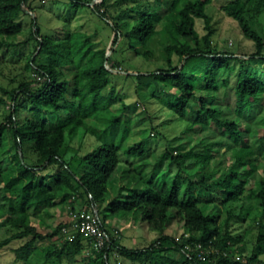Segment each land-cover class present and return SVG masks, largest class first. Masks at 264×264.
Returning <instances> with one entry per match:
<instances>
[{
  "label": "trees",
  "instance_id": "1",
  "mask_svg": "<svg viewBox=\"0 0 264 264\" xmlns=\"http://www.w3.org/2000/svg\"><path fill=\"white\" fill-rule=\"evenodd\" d=\"M92 1L68 0L74 11L86 8L109 27L110 46L95 42L100 27L87 34L68 26L54 41L41 33L35 19L26 39L9 41L21 31L18 19L31 9L30 0H0V48L33 42L27 67L39 76L10 89L0 84V107L9 109L0 122V230L10 231L0 239V255L12 240L24 239L12 249L19 260H27L37 243L52 242L56 253L47 248L43 254L51 261H72L89 248L92 254L85 258L86 264H112V251L138 264H264L260 258L264 254V175L256 173L260 161L252 158L254 144L264 149V39L248 16L259 14L264 0H229L220 6L254 42L255 51L250 53L211 45L212 17L207 7L212 0ZM197 18L204 21L203 35L196 28ZM155 36L165 65L130 71L132 59L150 55L148 46ZM121 63L127 68L122 69ZM221 70H236L233 105L219 101ZM111 73L148 87L145 100L156 99L187 120L185 134L192 135L199 126L203 140L166 148L154 161L148 159L145 138L123 146L130 119L122 116L136 106L120 97L111 84ZM228 83L224 79L222 85ZM117 106L123 112L118 113ZM85 133L100 142L85 153L66 156L68 143ZM107 197L101 217L99 205ZM60 204L71 208L77 204L97 213L103 226L109 212H133L156 236L147 245L130 247L104 227L108 240L98 250L80 234L72 241H61L60 230L69 217L46 232L33 220L51 215L50 209ZM255 208L261 214L249 254L244 244L238 246L242 236L233 233V225ZM173 222L182 227L177 236L167 231ZM198 243L210 250L203 258L186 248Z\"/></svg>",
  "mask_w": 264,
  "mask_h": 264
},
{
  "label": "rangeland",
  "instance_id": "2",
  "mask_svg": "<svg viewBox=\"0 0 264 264\" xmlns=\"http://www.w3.org/2000/svg\"><path fill=\"white\" fill-rule=\"evenodd\" d=\"M227 1L229 0H212L207 7V11L212 17L213 33L210 37L211 45L218 50H228L237 53H250L255 51L254 42L241 33L237 22L220 10V6ZM95 2L96 0H93L91 4ZM30 8L28 12L23 13L18 19L22 25L21 31L11 36V38L8 39L9 41L17 43L26 39L31 30V23L33 19H35L37 25L41 29V33L48 35L54 41H58V39L65 34L68 26L71 30L85 32L87 34H93L96 28L100 27L99 34L94 37L95 42H97L99 46L111 45L112 37L110 35L109 37L107 36L108 33H110L109 27L102 24L96 15L86 8H80L74 11L68 0H30ZM250 15H252V12L248 13L252 27L261 34L264 39V8L257 15H252L251 17ZM196 28L200 35L206 33L204 21L202 19H196ZM148 47L151 50L150 55L147 58L137 56L132 59L130 62L131 65L129 66L130 71L155 70L165 65V54L161 43L158 41V36L152 38ZM33 50V42L18 46L14 49L11 47L0 48L1 85L10 89L17 86L22 80H32L34 77H37L33 69L27 67V62ZM113 59L115 62V58ZM176 59V56H174L173 60L175 63ZM42 60L47 61L44 56H42ZM121 68L125 69L127 66L121 63ZM64 71H66V69ZM260 76L262 75L260 74ZM235 78L236 70L234 72L222 70L218 72L217 82L219 84L218 96L220 103L233 105L235 97L233 84ZM110 79L111 84L115 86V90L119 93L124 102L130 106H136V109L130 107L122 116V118L128 116L130 119V131L123 146L145 138L150 152L148 159L154 161L156 156L166 148L179 149V146H190L199 140H203L204 133L200 131L199 126L194 127L192 135L185 134L183 132L188 125L187 120L178 118L170 113L167 108L156 99L145 100L144 96L147 95L149 91L148 87L138 86L134 80H127L123 76L117 75V73H111ZM224 79H228L229 83L227 86L222 85ZM110 88L111 85L107 87L105 93H107ZM262 107V111H264V103ZM119 108L120 107L117 106L118 113L123 112ZM8 110L7 105L0 107V122L4 120ZM6 140L8 144L12 143V138L9 133H7ZM113 141L117 143L118 137H115ZM99 142V140H96L93 136L86 133L82 136L80 134L76 135L65 147L66 156L85 153ZM253 150V160H255V162L260 161L256 173L264 175V149L261 150L259 148V143H256L253 146ZM167 167L166 165L165 169ZM164 173V170L161 171V174ZM158 178L160 179V175ZM107 199L108 197L99 205L101 217H103ZM250 202L251 199L247 200L246 204ZM240 205L241 202L236 205L234 212L238 211ZM75 207L79 206L76 204ZM70 209L71 207L69 204L56 205L50 209L51 215L42 214V216L35 217L33 220H35L37 227L41 231H50L60 220H64L68 217ZM42 213H44V211H42ZM260 214L261 209L255 208L246 219L241 220L239 218L233 225V233L242 236V241L238 246L244 244L246 252L249 254L252 252L254 239L258 230L256 222L260 218ZM223 218L224 215H222L221 221ZM104 227L110 235H116L121 244L130 247L147 245L156 236V233L148 229L146 224L141 223V221L134 216L133 212L126 213V215L120 210L107 213L104 219ZM167 231L177 236L182 232L181 224L173 222ZM8 234H10V231L1 229L0 239ZM23 242L24 239H15L6 247L2 248L0 264H86L85 258L92 254L91 251H85L72 261L66 258L60 261L55 259L51 261L46 259L43 254L47 251V248L52 249L51 253H56L53 247L54 245L52 242H39L37 243V248L34 253L27 260H19L14 256L12 249ZM238 255L237 253L236 256ZM260 258L264 260V254H262ZM110 261L112 264H138L120 257L115 251H112L110 254ZM257 264L260 263L258 262Z\"/></svg>",
  "mask_w": 264,
  "mask_h": 264
},
{
  "label": "built area",
  "instance_id": "3",
  "mask_svg": "<svg viewBox=\"0 0 264 264\" xmlns=\"http://www.w3.org/2000/svg\"><path fill=\"white\" fill-rule=\"evenodd\" d=\"M37 78L39 76L37 75ZM69 223L63 225L60 230V240L72 241L78 234L88 240L90 247L98 250L101 249L108 240L106 231L97 213L86 210L82 207L71 208L68 212ZM191 251H197L200 258L205 257L210 250H204L200 243L195 247L186 246ZM89 248L86 249L88 251Z\"/></svg>",
  "mask_w": 264,
  "mask_h": 264
}]
</instances>
